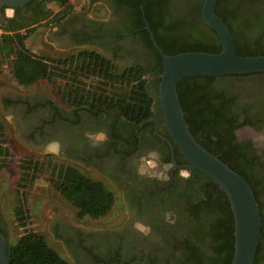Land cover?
<instances>
[{
    "label": "flooded vegetation",
    "instance_id": "flooded-vegetation-1",
    "mask_svg": "<svg viewBox=\"0 0 264 264\" xmlns=\"http://www.w3.org/2000/svg\"><path fill=\"white\" fill-rule=\"evenodd\" d=\"M194 3L197 0H161L163 23L182 18L190 30L195 20L187 11ZM92 4L103 17L72 11L52 26L55 29L49 39L66 47L97 50L117 69L133 62L152 68L154 74H147L146 79L150 90L154 89L157 66L139 38L125 31L128 10L118 8L113 0H95ZM225 6L236 18L232 23L236 44L263 51L264 0H225ZM98 30L119 31L120 37L95 36ZM156 35L167 36L162 30ZM217 78L206 88L214 113L206 112L209 115L196 132L197 140L246 176L263 215L258 264H264V71ZM157 107L153 104V116L139 125L125 122L114 108H108L95 115L79 113L76 122L66 127L54 123L50 130H44L42 138L33 137L40 143L54 135L67 160L97 174L122 203L123 218L115 225L89 230L57 225L71 256L81 264L208 262L211 253L205 246L213 243L209 227L227 212L220 206L214 212L213 205L224 199L219 197L221 190L210 185L212 182L185 167L186 161L166 132ZM23 121L21 118L20 123ZM25 125L26 121L24 129ZM192 250L201 258L198 263L190 260Z\"/></svg>",
    "mask_w": 264,
    "mask_h": 264
},
{
    "label": "trees",
    "instance_id": "trees-1",
    "mask_svg": "<svg viewBox=\"0 0 264 264\" xmlns=\"http://www.w3.org/2000/svg\"><path fill=\"white\" fill-rule=\"evenodd\" d=\"M49 1L56 2L58 6L56 11L52 12L46 7ZM94 1L87 0V3L91 5ZM113 1L116 2L118 8L128 10L124 15L125 31L134 38L138 37L142 45L149 50L154 64L157 66V74L161 70V58L152 46L148 33L144 29L145 22L155 43L165 54L183 51L218 52L220 49L215 33L208 27L205 29L200 19L199 8L202 0H197V3L192 4L187 11L190 18L196 22V24L191 22L192 28L190 30L188 29L189 24L182 18H175L170 24L163 23V10L160 8L161 0ZM72 8V4L67 0H31L24 6L13 9L12 15L8 17L4 15L5 8L0 6V64L7 62L10 75L22 87L29 86L40 79H46L55 86L59 81H62L63 101L71 108L75 118L74 122H76L81 111L95 115L103 109L114 108L118 116L125 122L133 125L143 124L149 117L153 116V104L158 106L156 87L150 90V83L146 79L147 74H154L152 68L133 62L117 69L111 60L90 48L79 50L64 57H49L35 54L25 46L27 34L33 31L37 25H54L68 16L72 12ZM214 12L227 26L237 55L264 54V50L254 52L236 44L232 31V23L236 18L233 11L225 6V0H216ZM158 30H162L167 36L158 37L156 35ZM97 32L95 36L112 37L113 35L120 37L119 31L115 30H98ZM86 36L90 37L87 34ZM217 79V77L184 78L176 84L175 88L183 118L190 134L208 152H210L208 148L197 140L196 132L203 128L204 119L209 114L214 113L213 110L211 111L214 105L210 101L211 98L206 88L214 85ZM154 82H158V76ZM205 109L206 111H204ZM195 117L198 119L197 121ZM9 157L10 153L5 145V138L0 125V167L6 165ZM217 158L241 175L248 183L246 176L235 166L229 164L224 156H217ZM41 165V162L32 157L22 156L18 160L20 170L18 181H31ZM191 170L209 180L196 170ZM50 171L54 174V179L51 182L53 188L63 200L76 209L78 217L87 215L91 218H99L110 210L114 202L113 193L102 182L87 177L72 165L58 166L54 172L53 165H51ZM209 182L212 181L209 180ZM210 185L218 188L213 182ZM248 185L250 186L249 183ZM250 189L252 191L251 187ZM218 194L224 200L220 204L215 203L213 205L214 212L220 206L221 209H227V216L225 215L219 221L215 219L209 227L211 232L209 236L213 243L205 246L211 253L207 259V264H229L232 256V216L225 195L222 191H218ZM252 194L257 203L261 221L260 239L253 259V264H258V250L262 243L263 215L253 191ZM23 196L24 193H20L21 200L15 207L13 214L17 224L25 227L27 214L22 200ZM192 212H195V208L192 209ZM217 224L221 226L220 230V227L216 226ZM216 228L217 233L215 234ZM0 232L6 237L3 222L0 225ZM197 235L195 234L193 239H196ZM216 236H218L219 242L216 241ZM194 253L195 251L192 250L190 260L193 263H198L201 258L196 257ZM6 261L7 264H72L51 248L43 236L29 229H23L13 242L7 243Z\"/></svg>",
    "mask_w": 264,
    "mask_h": 264
},
{
    "label": "rangeland",
    "instance_id": "rangeland-1",
    "mask_svg": "<svg viewBox=\"0 0 264 264\" xmlns=\"http://www.w3.org/2000/svg\"><path fill=\"white\" fill-rule=\"evenodd\" d=\"M67 1L72 4V11L81 12L93 18L104 16L95 4H86L85 0ZM46 7L52 12L58 9L55 1H49ZM4 15H12V11ZM52 26L37 25L27 34L25 46L35 54L49 57H64L87 49L82 46H62L49 39L50 31L55 29ZM61 86L62 81L55 86L46 79L37 80L26 87L19 86L9 73L7 62L0 64V125L5 145L10 153L6 165L0 167V215L7 243L13 242L23 229H29L43 236L47 244L62 258L72 264H81L71 256L66 247V239L59 236L57 225L60 223L63 226L86 230L115 225L123 218V206L115 195L110 210L103 216L78 217L76 209L63 200L53 188L51 182L54 174L50 173L51 165H53V172L58 166L72 165L87 177L103 181L97 174L68 161L62 153L61 144L58 145L54 135L47 136L40 140V143H36L33 139L34 136L42 138L44 130H50L54 123L66 127L74 122L71 108L63 101ZM21 118L26 121L25 129L24 126L22 127L24 121L20 123ZM47 146H54V148L47 149ZM22 156L32 157L42 163L31 181H18L20 176L18 160ZM20 193H24L22 200L27 214L25 227L17 224L13 214L21 200Z\"/></svg>",
    "mask_w": 264,
    "mask_h": 264
},
{
    "label": "water",
    "instance_id": "water-1",
    "mask_svg": "<svg viewBox=\"0 0 264 264\" xmlns=\"http://www.w3.org/2000/svg\"><path fill=\"white\" fill-rule=\"evenodd\" d=\"M29 1L0 0V6L13 11ZM215 2L202 0L199 15L203 24L215 33L220 45L218 52L183 51L165 54L155 43L146 22L144 29L161 58L156 100L164 128L186 161L185 167L206 176L225 195L232 216L233 243L229 264H253L261 221L250 186L241 175L195 141L184 121L175 90L176 84L184 78L264 71V54L242 56L235 53L227 26L214 12ZM6 245L7 238L0 232V264H7Z\"/></svg>",
    "mask_w": 264,
    "mask_h": 264
},
{
    "label": "crops",
    "instance_id": "crops-1",
    "mask_svg": "<svg viewBox=\"0 0 264 264\" xmlns=\"http://www.w3.org/2000/svg\"><path fill=\"white\" fill-rule=\"evenodd\" d=\"M6 11H7V9H4V14H5V13L7 14ZM7 16H8V15H7ZM48 147H49V149H50V148H52V149L54 148V146H51V147H50V146H47V149H48ZM45 148H46V147H45Z\"/></svg>",
    "mask_w": 264,
    "mask_h": 264
},
{
    "label": "bare ground",
    "instance_id": "bare-ground-1",
    "mask_svg": "<svg viewBox=\"0 0 264 264\" xmlns=\"http://www.w3.org/2000/svg\"><path fill=\"white\" fill-rule=\"evenodd\" d=\"M9 12V11H8Z\"/></svg>",
    "mask_w": 264,
    "mask_h": 264
}]
</instances>
